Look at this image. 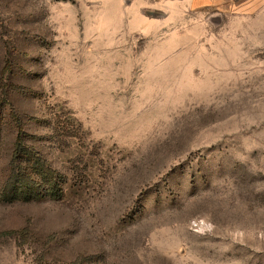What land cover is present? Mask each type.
<instances>
[{
	"label": "rangeland",
	"instance_id": "1",
	"mask_svg": "<svg viewBox=\"0 0 264 264\" xmlns=\"http://www.w3.org/2000/svg\"><path fill=\"white\" fill-rule=\"evenodd\" d=\"M0 264H264V0H0Z\"/></svg>",
	"mask_w": 264,
	"mask_h": 264
},
{
	"label": "trees",
	"instance_id": "2",
	"mask_svg": "<svg viewBox=\"0 0 264 264\" xmlns=\"http://www.w3.org/2000/svg\"><path fill=\"white\" fill-rule=\"evenodd\" d=\"M19 150L30 156L34 163L39 165L41 173L53 188V193L50 196L60 197L63 193L61 187L64 182L59 176V171L53 169L46 158L33 147H29L23 143H19ZM19 188H18V187ZM43 194L38 184L31 176L25 173L18 163V158L15 156L11 164V176L8 180L2 194V200L6 202H14L17 200L38 198Z\"/></svg>",
	"mask_w": 264,
	"mask_h": 264
}]
</instances>
